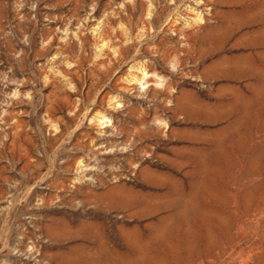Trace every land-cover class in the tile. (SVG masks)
Segmentation results:
<instances>
[{"label": "rangeland", "instance_id": "374dc122", "mask_svg": "<svg viewBox=\"0 0 264 264\" xmlns=\"http://www.w3.org/2000/svg\"><path fill=\"white\" fill-rule=\"evenodd\" d=\"M0 264H264V0H0Z\"/></svg>", "mask_w": 264, "mask_h": 264}]
</instances>
